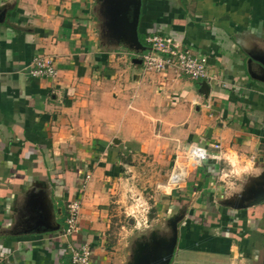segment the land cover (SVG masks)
Returning <instances> with one entry per match:
<instances>
[{"label":"crops","instance_id":"1","mask_svg":"<svg viewBox=\"0 0 264 264\" xmlns=\"http://www.w3.org/2000/svg\"><path fill=\"white\" fill-rule=\"evenodd\" d=\"M101 2L0 0V264H72L60 233L76 200L74 239L91 246V263L123 264L109 230L131 158L192 143L242 153L253 173L225 195V163L209 160L163 197L160 239L178 230L171 264H264V202L231 206L264 189V83L251 76L264 75V0H142L140 53L110 48ZM152 34L208 56L218 82L146 71L135 60ZM41 54L55 58L57 78L28 74Z\"/></svg>","mask_w":264,"mask_h":264},{"label":"built area","instance_id":"2","mask_svg":"<svg viewBox=\"0 0 264 264\" xmlns=\"http://www.w3.org/2000/svg\"><path fill=\"white\" fill-rule=\"evenodd\" d=\"M149 51L142 55L144 69L148 72H173L178 77L185 76L194 81H217V76L208 70V56L195 55L191 49L183 48L173 35L162 36L152 34L147 37ZM28 74L33 78L55 79L58 76L56 60L48 55H38ZM220 81V80H219ZM207 107H211L209 104ZM223 153L221 143L207 148L199 144L178 146L175 162L164 184L157 186V192L172 196L174 192L183 189L190 175L209 160L223 161L217 155ZM90 178V175L87 176ZM66 226L60 233L67 241V250L71 255L72 264H92V248L87 243H78L75 236L80 231L79 220L82 204L76 200L68 204Z\"/></svg>","mask_w":264,"mask_h":264},{"label":"rangeland","instance_id":"3","mask_svg":"<svg viewBox=\"0 0 264 264\" xmlns=\"http://www.w3.org/2000/svg\"><path fill=\"white\" fill-rule=\"evenodd\" d=\"M110 1L105 3V7L104 2L97 5V12L99 10L97 18H101V32L102 35L105 34L104 39L107 44H110V48H119L114 45L115 39H112L111 42V39L107 38L109 24L105 26V23L109 21V16L108 14L103 16L101 11L104 8L107 12L111 6H114V3ZM175 154L170 153V157L166 158H154L153 155L131 158L132 167L124 175V180L119 183L120 187L116 189L118 205H111V213L114 217L109 230V244L113 247L121 246L123 248V264L130 260L137 244L148 242L154 246L160 236L167 232L164 218H161L159 222L156 220L157 204L165 196L157 192L156 188L159 184L166 183L170 177ZM125 160L129 161L127 158Z\"/></svg>","mask_w":264,"mask_h":264},{"label":"water","instance_id":"4","mask_svg":"<svg viewBox=\"0 0 264 264\" xmlns=\"http://www.w3.org/2000/svg\"><path fill=\"white\" fill-rule=\"evenodd\" d=\"M105 1L109 2V0ZM106 2H104V7ZM110 2H113L114 6H111L107 12L104 8L101 10L103 16L106 14L109 16V21L105 23V26L109 24V37L118 42L126 43L138 53L145 52L147 48L143 46L139 37L142 0H111ZM2 21L0 14V22ZM135 63L141 64L142 61L135 60ZM251 76L256 81L264 83V75L251 74ZM258 192L255 198L247 204L238 202L231 206L236 209H245L264 202V189ZM177 244L178 230L174 225L172 234L168 239H159L154 243V246L147 243L145 247L135 252L133 260L129 264H171Z\"/></svg>","mask_w":264,"mask_h":264},{"label":"clouds","instance_id":"5","mask_svg":"<svg viewBox=\"0 0 264 264\" xmlns=\"http://www.w3.org/2000/svg\"><path fill=\"white\" fill-rule=\"evenodd\" d=\"M217 158L225 163V169L218 178L223 181L222 191L225 195L235 194L241 188L238 181H242L246 175L253 173V161L250 158L246 159L242 153L238 154L233 149L218 154Z\"/></svg>","mask_w":264,"mask_h":264},{"label":"trees","instance_id":"6","mask_svg":"<svg viewBox=\"0 0 264 264\" xmlns=\"http://www.w3.org/2000/svg\"><path fill=\"white\" fill-rule=\"evenodd\" d=\"M140 41H141L144 45H146V44L144 43V39H143V38L140 37Z\"/></svg>","mask_w":264,"mask_h":264}]
</instances>
